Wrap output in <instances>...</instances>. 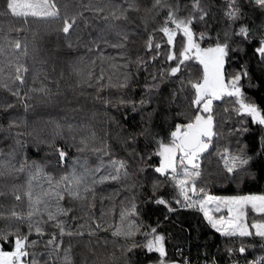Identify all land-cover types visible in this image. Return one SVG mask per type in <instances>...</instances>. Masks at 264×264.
I'll use <instances>...</instances> for the list:
<instances>
[{"label": "snow or ice", "instance_id": "1", "mask_svg": "<svg viewBox=\"0 0 264 264\" xmlns=\"http://www.w3.org/2000/svg\"><path fill=\"white\" fill-rule=\"evenodd\" d=\"M224 3V16L228 21L234 24L242 18V0H224ZM246 3L264 11V0H246ZM183 10H187V15H179ZM141 11L145 14L142 18L145 30L149 19H155L161 12H164V18L160 26L149 32L143 42L144 52L148 55L137 54L133 59L128 45L130 42L134 43L132 36L135 33L128 30L125 24L132 22L130 13ZM208 16L209 10L204 6V0H188L187 4H183L182 0H176L175 3H169V0H151L150 6L144 7L140 0H2L0 18H13L21 21L23 26L9 27L5 31L0 24V90L14 98L13 102H9L7 97H0V112L10 116L7 128L0 125V139H12L15 142V146L7 153L0 149V264H105L93 249L91 240L84 245L87 252L81 253L79 260L74 251L76 246L71 242L73 238L83 237L85 234L95 237L100 231H111L114 237L133 240V243L121 248L124 264H133L129 254L137 249H142L147 254H157L156 264H181L169 259L166 238L157 228L144 231V226L132 219L139 216L134 197L130 206H125L124 201H120L118 224L104 226L106 218L116 213L118 205L113 202L104 208L103 201L114 200L119 191L106 197L98 191L101 186L119 183L126 189H133L137 184H123L131 179L128 161L112 156L106 141H102V146L97 147V135L94 131H88V125L76 126L47 119L39 121L44 127H38L29 125L26 119L18 120L11 115L10 110L18 105H23L26 113L33 109L34 106L28 103L32 99V93L40 94L47 103H52V97L57 94L41 80V76L44 80L48 79L42 67L47 60L40 56L41 49L34 39L20 37V33L26 31L24 26L29 24L30 18L58 23L56 31L63 36L67 50L62 55L70 57L67 64L72 74L86 76L84 83L95 89V99L106 106L117 109L130 107L136 112L151 103V97L159 91L161 83L178 81V90L172 92L173 100L179 92L190 88L194 93L190 102V106L195 109L194 114L187 122H175L167 141L156 139L157 149L147 157L148 160L152 156L159 157V165L152 170L163 177V180L156 179L152 182L150 201L162 206L168 213L177 211L178 207L203 213L205 220L222 237L240 240L238 248L226 249L229 256L236 252L243 256L248 251L249 245L243 242L244 238L257 237L264 241V194L215 197L209 195L205 188L198 187L203 176V159L214 138L218 136L213 115L215 101L225 97L234 98L238 107L233 110L238 116L250 117L252 124L264 126V109L242 90L241 81L248 77L247 70L231 76L226 73L227 58L231 51L228 42L230 36L246 40L250 35L249 28L242 25L238 31L225 32L223 41L217 35L214 45L201 47L200 41L209 39L210 36L207 31L197 33L194 24L206 23ZM99 21L103 23H96ZM88 29L92 31L85 38L84 33ZM13 31L16 33L15 37L11 35ZM157 33H162L163 38H166V53L161 51L163 45L157 41ZM178 36L182 37V45L177 54L175 47ZM80 48L86 49V53L72 57V53ZM105 49H114L116 54H105ZM255 53L264 60V36L259 40ZM160 58H164V63L168 66L150 74L151 82L144 84V94L139 101L120 96L114 102L103 99L100 95L106 89H128L133 80L129 69L133 65L139 72L141 68L146 69L151 62ZM191 60L202 67L200 79H185L181 75L187 62ZM37 64L41 67L36 68ZM105 66L113 70L111 74ZM145 79L147 81L149 78ZM37 83L40 87H33ZM151 116L152 113L149 114V120ZM21 126L30 128V131L13 134L12 130ZM47 126H52V131L45 136ZM65 130L70 134L72 146L79 153H92L97 157L98 163L92 165L88 157L84 156L77 157L69 164L68 153L57 143L65 140ZM81 132L84 134L77 139ZM25 135L32 137L37 151L41 146L47 147L49 151L45 156L56 157V166L65 171L59 176L54 175L48 170L52 161L33 160L21 151L29 147L20 138ZM137 136H153L151 124L138 133H130L125 144L135 143ZM129 154L134 157L139 155L141 161L145 159L136 150ZM105 156L109 157L107 161L103 159ZM217 156L230 179L236 180L239 177L243 180L250 175L248 166L251 157L242 151L231 153L224 149ZM140 171L144 172L146 169L141 167ZM165 186L176 190L174 203L162 194ZM98 200L101 202L99 215L94 211ZM213 208L215 213L221 214H210ZM223 210L227 211L226 217L222 214ZM78 211L81 215H77ZM250 214L253 216L251 221ZM168 218L166 215L165 219ZM80 220L85 223H79ZM138 234L143 236L144 243L135 242ZM33 236L36 238L32 239ZM65 237L69 238L67 243ZM5 245L11 250H5ZM182 264L192 262L185 257ZM204 264H215V260L208 261L205 257ZM247 264H264V255L247 261Z\"/></svg>", "mask_w": 264, "mask_h": 264}, {"label": "trees", "instance_id": "2", "mask_svg": "<svg viewBox=\"0 0 264 264\" xmlns=\"http://www.w3.org/2000/svg\"><path fill=\"white\" fill-rule=\"evenodd\" d=\"M176 0H169V3H175ZM244 7L242 10V18L232 24L224 16L225 3L224 0H204V6L209 10V16L206 23H195L194 30L199 33L207 31L210 38L200 41L201 47L210 46L215 43L217 35L224 40V33H232L238 31L240 26H246L250 30L248 39L243 37L230 36L228 42L231 47L229 57L226 63V73L228 76L235 73L247 70L248 77L241 81L242 90L245 95L252 100H255L259 106L264 109V60L256 53L255 48L258 46L259 40L264 36V11L258 10L242 0ZM142 7L150 6L151 0H140ZM183 4H187L188 0H182ZM2 5V0H0ZM144 12L130 13L131 23H126L125 26L135 35L132 36V41L128 45L130 55L135 58L137 54L145 55L143 42L147 39L148 33L154 28H158L163 22L164 12L155 19H149L147 22V30L145 23L142 22ZM179 15H187V10H183ZM96 23H103L102 21ZM124 24L125 22H121ZM5 31L9 27L23 26L21 21L13 18H0ZM25 32L20 33L21 38L35 40L36 45L41 49L40 56L47 60V63L42 67L46 71L48 79L41 80L53 93H57L52 97V103H47L45 98L37 93H32V99L28 101L33 105V109L25 112L23 105H18L15 109L10 110L12 116L18 120L26 119L29 125L44 127L40 120H59L61 123H71L79 126L86 124L89 126L88 131H94L97 135V147L102 146V141H106L110 146L112 156L119 159H126L129 163V172L131 179L124 181V185L136 183L137 187L126 189L119 183L106 184L98 190L104 196H111L115 191H119V195L114 197V200L105 199L103 201L104 208L109 207L115 202L118 207L115 214L106 218L104 226L108 224L119 223V205L120 201H124L125 206H130L132 198L136 203L139 211L138 217L132 219L138 220L144 226V231L151 228H157V231L163 234L166 238V249L170 260L181 262L183 258L191 260L192 264H199L201 260L207 257L208 260H215V264H247V258L256 259L264 255V241L257 237L244 238L243 242L249 245L248 251L242 256L239 252L229 256L226 249L228 247L238 248L240 240H227L214 230L204 219L201 212L193 209L179 208L173 213H168L162 206H157L150 201L152 195V182L156 179L163 180L152 169L159 165V157L152 156L151 160L147 157L157 149L156 139L167 141L169 131L174 127L175 122H187L195 112L190 106L193 97V91L185 89L179 92L178 96L173 100L172 92L178 90V81L161 83L159 91L153 93L151 103L143 109L133 112L130 107L124 108L106 106L100 100L95 99L96 92L94 88H89L84 81L86 76H77L72 74V70L68 67V56L62 55L66 52L65 41L56 29L58 23L55 21H39L32 20L28 25L24 26ZM92 29L85 31L84 36ZM13 37L16 33H11ZM74 39V37H73ZM156 39L162 43V52L166 53L167 44L166 38H163L162 33H157ZM175 51L177 54L181 50L182 37H177ZM105 54H116L114 49H105ZM60 53L61 55H58ZM86 49L80 48L72 53V57L83 55ZM92 55V54H89ZM168 65L164 63V58L157 59L151 62L146 69L141 68L136 71L133 65L129 70L132 73L133 80L128 89L117 91L116 89H106L100 95L103 99L113 100L123 96L126 99L139 101L144 94L143 86L150 81V74L157 73L159 69L166 68ZM40 68L39 64L35 65ZM106 70L109 74L112 69ZM87 69H85V72ZM99 69H97L98 74ZM123 71V70H121ZM63 73V76L61 75ZM183 78L192 80L200 79L202 76V67L195 60L187 62L184 72L181 74ZM149 78L147 81L145 78ZM115 79V77H114ZM78 83L80 86L78 87ZM94 83V81H93ZM29 84H31V74L29 75ZM33 87H40L37 83ZM0 97H7L9 102H13L14 98L7 92L0 90ZM187 97V98H185ZM237 105L234 103V98L225 97L220 101H215L213 105V115L215 118V130L218 136L214 138L213 144L210 146L209 152L205 154L203 159V176L198 182V187H203L209 194L219 195H240V194H264V126H259L251 123L250 117H241L233 110ZM228 111H225V109ZM78 109V111H73ZM155 110V111H154ZM152 113L151 120L149 114ZM183 113L184 115H178ZM9 114L0 112V125L5 128L8 126ZM151 124L153 136L144 137L137 136L135 143L126 145L125 139L130 133H138L144 127ZM30 131V128L21 126L14 128L13 134L16 132ZM52 126L45 128L44 135L51 133ZM84 134L83 132L79 135ZM2 135V134H0ZM65 140L57 141L58 145L68 153V162H71L77 157L83 158L87 156L89 163L95 165L98 163L97 157L90 152L79 153L76 147L72 146L70 134L65 130ZM29 145L28 148L22 149L33 160L44 162L45 160L52 161L48 170L54 175L59 176L65 169L56 166V157L45 156L49 151L47 147L41 146L37 151L35 141L30 136L20 137ZM15 146L12 139H0V149L5 153ZM224 149H228L231 153L243 152L251 157V163L248 166L249 176L240 180L230 179L228 174L223 169V163L219 160L217 153H222ZM136 150L142 154L145 159L141 161L140 156H132L129 153ZM105 161L109 157H103ZM141 167L146 171L141 172ZM162 194L167 199L173 201L177 196L176 190L171 186H165L162 189ZM174 206H176L174 204ZM101 210V202L97 201V208L94 210L99 215ZM77 215H81L78 211ZM168 219H165V216ZM253 216L249 215V221ZM79 223H85L80 220ZM2 226V224H0ZM26 231V229H23ZM86 231V229H85ZM36 237L33 236L32 239ZM91 240L92 247L101 260L105 264H124V257L121 248L133 243V240H125L123 238L114 237L111 231H100L95 237H89L85 234L83 237L73 238L71 242L76 246L74 251L76 259L79 260L81 253H86L87 249L84 245ZM66 243L69 238L65 237ZM97 241L99 244H97ZM105 241L107 243H105ZM135 242L144 243V238L141 235L135 237ZM5 250H11L5 245ZM133 264H156L157 254H147L142 249H137L134 253L129 254Z\"/></svg>", "mask_w": 264, "mask_h": 264}, {"label": "rangeland", "instance_id": "3", "mask_svg": "<svg viewBox=\"0 0 264 264\" xmlns=\"http://www.w3.org/2000/svg\"><path fill=\"white\" fill-rule=\"evenodd\" d=\"M214 45V44H212ZM210 45V46H212ZM206 47H209V46H206ZM211 196H215V197H225V196H242V195H248V194H240V195H213V194H209ZM255 195H261V194H255ZM214 208L212 209V211H210V214H214L216 216H219L221 213H215L213 212ZM223 215H225V217L227 216V211L226 210H223L222 212Z\"/></svg>", "mask_w": 264, "mask_h": 264}, {"label": "built area", "instance_id": "4", "mask_svg": "<svg viewBox=\"0 0 264 264\" xmlns=\"http://www.w3.org/2000/svg\"><path fill=\"white\" fill-rule=\"evenodd\" d=\"M204 260H205V259L201 260V262H200L199 264H204ZM250 260H253V258H247V259H246V263H247V261H250ZM208 261H212V260L210 259V260H208Z\"/></svg>", "mask_w": 264, "mask_h": 264}, {"label": "crops", "instance_id": "5", "mask_svg": "<svg viewBox=\"0 0 264 264\" xmlns=\"http://www.w3.org/2000/svg\"><path fill=\"white\" fill-rule=\"evenodd\" d=\"M209 194V193H208ZM213 195H219V194H213ZM213 212H214V210H213ZM202 215H203V213H202ZM204 217V216H203ZM205 219V218H204ZM208 223V222H207ZM209 224V223H208ZM210 225V224H209ZM211 227V226H210ZM215 230V229H214ZM220 234V233H219Z\"/></svg>", "mask_w": 264, "mask_h": 264}]
</instances>
